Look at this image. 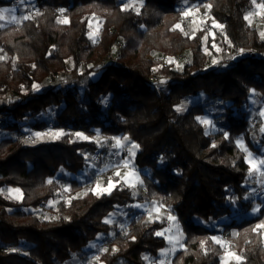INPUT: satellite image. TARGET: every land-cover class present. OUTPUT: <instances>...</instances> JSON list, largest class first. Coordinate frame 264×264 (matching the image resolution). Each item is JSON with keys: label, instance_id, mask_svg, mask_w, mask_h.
Returning a JSON list of instances; mask_svg holds the SVG:
<instances>
[{"label": "trees", "instance_id": "1", "mask_svg": "<svg viewBox=\"0 0 264 264\" xmlns=\"http://www.w3.org/2000/svg\"><path fill=\"white\" fill-rule=\"evenodd\" d=\"M196 1L33 0L36 12L30 19L0 27L6 54L0 60V127L7 132L0 136V264H67L76 256L85 258L86 247L114 231L105 220L119 210H127L128 228L115 230V251L100 253L99 260L152 264L168 248L166 237L157 235L167 224L148 219L134 208L136 201L159 205L180 225L185 248L170 264H223L226 250L212 239L219 234L216 223H224L229 250L241 257L237 264H264V234L257 228L264 224V204L247 199L250 165L238 143L264 156V132L253 133L247 110L252 90L264 98V39L245 19L264 0H206L210 20L191 35L176 25L184 24V6ZM8 3L0 0V6ZM96 18L97 41L91 36ZM206 35L218 59L231 45L244 52L209 67ZM121 39L119 61L95 68L94 61L113 52ZM185 51L191 57L181 70L155 69L145 59L151 52L174 56ZM131 52L136 54L133 64L127 62ZM81 68L71 85L44 88L55 74ZM92 74L99 77L88 81L82 93L84 79ZM154 77L164 83L155 84ZM201 95L224 103L216 131L196 119L204 115L203 106L176 110ZM26 126L67 133L34 143L26 137ZM97 131L138 145L134 164L150 170L142 174L144 196L136 200L122 182L110 195L98 197L94 186L78 195L87 182L67 173L84 174L87 152L106 154L108 148L72 134L95 136ZM67 186L72 191L62 198ZM5 188L20 189L22 200ZM235 197L247 212L260 204L259 212L233 218ZM42 207L53 216L42 217ZM226 218L233 219L226 223Z\"/></svg>", "mask_w": 264, "mask_h": 264}, {"label": "rangeland", "instance_id": "2", "mask_svg": "<svg viewBox=\"0 0 264 264\" xmlns=\"http://www.w3.org/2000/svg\"><path fill=\"white\" fill-rule=\"evenodd\" d=\"M9 2L6 5L0 6V9H15L16 11L14 13H5L6 20L0 21V24H3L5 27L8 24H12L11 22H7L10 19L11 15H16L17 17H22L24 15L31 16L33 13L36 12L35 4L33 3V0H27L25 1V4L21 5L20 0H6ZM19 1V2H17ZM139 3H143V1H140ZM260 4H255V7L253 11L250 13L251 15H248L249 23L251 26L256 27L260 35L264 33V8H261ZM184 12L190 11V15L185 16L184 15V24H177L179 25V28H186V31L194 35L196 32L203 26L207 21L210 20V15L208 12V4L206 0H197L196 2L192 4H187L184 6ZM68 21V19H64L63 21ZM23 20H21L22 22ZM20 22V23H21ZM13 24H19V23H13ZM93 30L91 33V36L94 40H98V31H99V19L96 18L93 22ZM184 25V26H183ZM214 27H217V24H213ZM178 28V27H177ZM212 33V31H211ZM262 37V35H261ZM264 39V37H262ZM215 42V43H214ZM218 40H214V45L216 44V49H218L217 46ZM204 47L207 56L210 57V61L208 63L209 67L216 66V64L213 63V59L219 60H226V59H236L240 56L241 53L244 51H236L234 47L231 45L228 48V51L226 53H223L222 56L218 59L216 58L212 53V51L208 48V36L206 35L203 39ZM123 40L121 39L116 47L115 50L107 55H104L102 57L97 58L93 66L95 68H100L102 66H105L112 62L119 61L120 53L122 51L123 47ZM141 47H139V50ZM0 56H4L6 58L5 52L0 48ZM165 57L166 60L162 62L160 58ZM190 53L189 51H185L178 55H170L166 52H151L145 56V59L152 63V66L155 69H160L164 66H169L175 69H182L189 61H190ZM136 61V54L134 52H131L128 56V63L133 64ZM83 68L80 69L77 73H64V74H55L49 79V82L45 84L44 88L47 86H53L54 84L62 85L63 87L69 86L72 84L74 80H77L80 74L83 72ZM99 77V74H92L90 77H86L84 79V85L80 87L81 92L83 93L85 90L86 83L90 80L97 79ZM161 80L159 77H154L153 82L158 85H162L163 83L157 82ZM164 86V85H163ZM165 87V86H164ZM41 87H38L40 89ZM164 89H167L166 87ZM230 104L229 102L226 103ZM194 105H201L204 107V115L201 116V118H206L212 121L214 127H209L206 125L209 131H216L218 130V124L220 120L222 119V116L225 112L224 109V103L221 102H211L209 101L204 95L198 96L194 99H190L188 101H185L182 105V110L180 112H186L188 111L192 106ZM248 112L250 113V124L255 131L256 129L260 130L264 128V115H261V113H264V98H260L256 91L252 90L249 103H248ZM1 119H3V116H0ZM24 132L26 133V137L31 142H40V141H49V140H56L57 138H54L51 133L56 132H62L67 133L65 130H57L54 128H48L45 130H34L31 128V126H26L24 128ZM39 133L40 135L37 136L36 134ZM77 133V132H76ZM7 134L4 129L0 127V136ZM64 134V135H65ZM61 135L60 137H62ZM72 136H76L75 133L72 134ZM84 137H88L89 139H84L87 141H94L96 144L100 147V149L108 148V153L102 154V158L100 160H97L96 154H91L90 152L86 154L87 156V162L88 167L84 174H80L79 176H75L73 174H68L70 178H77L80 182H87V187H85L82 191L78 193V195H83L84 192L90 188L91 186H94V189L96 188L97 184H100L102 188H105L108 186V182L111 179L112 183L116 186L119 183H124L125 185L131 187L133 190V195L135 199L137 200L139 197L145 195V187L143 185V179L142 174L150 175V170L140 171L136 168L134 161L137 154V147L132 148V145L134 144L130 139L127 141L123 140V137H117L121 139L120 146H116V138L113 137H105L101 135L98 131L95 136H88L84 135ZM83 139L82 137H79ZM240 148L246 152V159L248 161H253L255 159V162H257L260 159H264V156L258 155L256 153L251 152L247 145L244 143V141L239 142ZM132 149L131 152H129V149ZM134 153V154H133ZM249 153L251 155H249ZM125 162H127V165L125 166ZM261 169H264V165L260 166ZM119 172V175H116V173ZM139 177V179H137ZM251 183L249 185L250 188V195H248L247 199L251 200L252 198L255 200L260 201L264 204V176H261L259 172H254L250 175ZM142 181V183H140ZM131 185H135V187H132ZM114 186V187H115ZM113 187V188H114ZM112 188V189H113ZM8 189H16V188H5L4 192H6L8 195H10L12 198L21 201L22 200V193H9ZM72 191L71 187L67 186L64 191H62L61 197L66 198L69 193ZM19 196L20 198L17 199L15 197ZM235 206H234V216L233 218H243L246 216L252 217L255 216L259 209L255 208L250 212H247L245 209H243L239 203V201L235 197ZM257 207V206H256ZM134 208H136L138 211L144 213L148 219L151 220H159L164 221L168 214H166L165 210L161 208L157 204H150L148 201L145 202H139L136 201L134 204ZM49 210V208H47ZM43 212V210H42ZM40 212V213H42ZM46 213V212H44ZM242 213V215H240ZM48 216V214L44 215ZM233 218H226V223H229ZM106 219H110L113 221L112 223H109L113 228L114 231L109 235H100L98 239L93 241L94 243H91L92 247L88 250H85L86 257L81 258L76 256L72 262L69 264H102L99 260V254L104 252V249L107 250H113L116 247H112L111 240L114 237L115 230H126L129 225V218L127 215V210L125 211H115L112 213L109 217ZM167 224V223H166ZM224 223H216L214 224V227L217 228L219 231V234L216 236V240H218L223 247L225 248L226 252L223 257V264H237L239 261L235 259V256H237L233 251L229 250V243L230 241L225 238L223 231L225 228ZM175 226L169 227L168 225L164 228V230L161 231V235L165 236L168 240V248H166L163 253L165 255H161L158 259L154 260L152 264H161V261L163 264H170L171 259L176 254L177 251L182 250L185 248L184 243V237L183 233L181 232L180 225L175 223ZM263 234H264V227Z\"/></svg>", "mask_w": 264, "mask_h": 264}, {"label": "snow or ice", "instance_id": "3", "mask_svg": "<svg viewBox=\"0 0 264 264\" xmlns=\"http://www.w3.org/2000/svg\"><path fill=\"white\" fill-rule=\"evenodd\" d=\"M20 3L21 5L25 4V0H20ZM127 7V6H125ZM208 7H211L210 5H208ZM261 8H264V4L260 5ZM16 10L15 9H0V21H5L6 20V17H5V13L8 12V13H14ZM61 12H63V10H61ZM185 16H188L190 15V11H186L183 13ZM251 15V14H249ZM30 19V16L28 15H24L22 17H17L16 15H11L10 16V19L7 21V22H11V23H20L21 20H28ZM245 19H249L248 16L245 17ZM62 22H67L66 20L65 21H62ZM215 23V22H214ZM4 25L3 24H0V27H3ZM176 27H179V25H176ZM218 27H223L222 25H218ZM262 37H264V33L261 34ZM219 51V49H217ZM243 51V50H241ZM4 59V56H0V60H3ZM219 61H217L216 59H213V63L216 64L218 63ZM161 83H164V81H161ZM33 88L34 89H38V86L37 85H33ZM253 93H254V90H253ZM177 111H181L182 110V107H177L176 109ZM261 115H264V113H261ZM201 124L203 125H207L209 127H214L213 123L211 120L209 119H206V118H201V117H197L196 118ZM261 131H264V128L261 129ZM65 133H62V132H56V133H51V135L54 136V138H60L61 135H64ZM207 134V133H206ZM37 136H39L40 134L37 133L36 134ZM76 136L78 137H82L83 139H89L88 137H84L82 133H75ZM227 136V134H225ZM123 140L124 141H127L128 140V137H123ZM29 141H25V143H28ZM239 143V141H238ZM121 144V139L120 138H116V146H120ZM138 147V145H135L133 144L132 145V148H136ZM213 147H215V145H213ZM132 149L130 148L129 149V152H131ZM134 154V153H133ZM249 155H251L249 153ZM163 160V158H161V161ZM251 167H250V175L253 174L254 172H259L261 176H264V169H261V165H264V159H260L258 160L257 162L253 163L252 161H249ZM127 165V162H125V166ZM116 175H119V172L116 173ZM137 179H139V177H137ZM48 183H52L51 180L48 181ZM140 183H142V181H140ZM115 185L112 183L111 179L109 180L108 182V186L105 187V188H102L100 184H97L96 185V188L93 190L94 191V194L97 195L98 197L101 196V195H104V194H111V190L112 188L114 187ZM132 187H135V185H131ZM8 192L9 193H20V189H8ZM22 195V194H21ZM17 199H19L20 197L17 196L15 197ZM170 220H175V217L173 216H169L168 217ZM113 221H111L110 219H106L105 220V223H112ZM261 227H264V224H260V225H257V228H261ZM157 235H161V233H157ZM213 240H215L217 243H219L218 240H216L215 237L212 238ZM202 246H203V242H201ZM104 251H107V249H104ZM115 251V249H114ZM162 255H165V253L162 252ZM235 259L236 260H240L241 257L239 256H235ZM161 264H163V262L161 261Z\"/></svg>", "mask_w": 264, "mask_h": 264}, {"label": "built area", "instance_id": "4", "mask_svg": "<svg viewBox=\"0 0 264 264\" xmlns=\"http://www.w3.org/2000/svg\"><path fill=\"white\" fill-rule=\"evenodd\" d=\"M160 60H161L162 62H164V61L166 60V58L163 57V58H160ZM3 119H4V118H3ZM96 157H97V160H100V158H102V154H101L100 152H98V153L96 154ZM42 210H43V212H42ZM40 212H42V213H40ZM40 212H39V213H40V215H41L42 217H44L45 214H46V215L49 214V215L53 216L52 212L49 211L46 207H42ZM44 212H46V213H44ZM240 215H242V213H241ZM168 217H169V215H167V217H166V219H165V222L167 223V225H168L169 227H173V226H175V225H174V224H175V220H170ZM173 217H174V216H173ZM175 219H176V218H175Z\"/></svg>", "mask_w": 264, "mask_h": 264}, {"label": "crops", "instance_id": "5", "mask_svg": "<svg viewBox=\"0 0 264 264\" xmlns=\"http://www.w3.org/2000/svg\"><path fill=\"white\" fill-rule=\"evenodd\" d=\"M17 2H19V1H17ZM4 117V116H3ZM2 119H1V117H0V121H1ZM264 131H261V129L260 130H258V129H256L255 131H253V133L254 134H256V133H263ZM246 153V152H245ZM253 163H255V159H253ZM248 163H249V161H248ZM249 165H250V163H249ZM250 167H251V165H250ZM145 192H146V190H145ZM260 207H261V205L259 204V205H257V207L256 208H258L259 210H260ZM99 238V236L97 237V239ZM92 243H94V242H92ZM92 247V245L90 244L88 247H86L85 248V250H88V248L90 249ZM67 264H69V263H67Z\"/></svg>", "mask_w": 264, "mask_h": 264}]
</instances>
